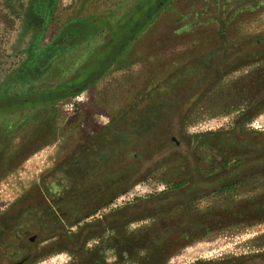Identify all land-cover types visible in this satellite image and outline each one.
Segmentation results:
<instances>
[{
	"label": "rangeland",
	"instance_id": "obj_1",
	"mask_svg": "<svg viewBox=\"0 0 264 264\" xmlns=\"http://www.w3.org/2000/svg\"><path fill=\"white\" fill-rule=\"evenodd\" d=\"M152 1L154 5L155 0H0V92L52 87L79 73L72 83L85 82L116 56V49H105L112 33H93L76 43L69 38L73 46L63 52L56 35L71 21L100 14L126 12L118 25L128 26ZM228 20L241 28L228 29L227 35H239L242 41L229 36L221 41L222 49L210 60L219 66L217 73L192 70L196 35L216 33L212 23ZM101 41L100 50H105L84 62ZM259 68H264V0H172L92 85L28 113L19 128L12 120L2 121L7 133L0 128V226L10 222L11 233L4 235L17 239H10V246L0 244V264L19 262L28 252L32 261L26 264H119L107 237L114 225L150 215L153 196L110 211L107 197L141 181L175 178L185 184H170L164 194L155 195V213L171 206L188 209V225L181 229L189 239L169 264L198 259L204 264H264V129L250 126L264 116V86L254 79ZM245 75L250 77H243L245 86L238 83L237 90L245 103L236 107L235 98H228L210 112L194 101L215 82L216 92L238 96L232 84ZM161 100L166 107L155 118V102ZM52 123L55 128L48 129L56 132L50 134L43 125ZM109 145L112 154L102 159L98 149ZM22 147L31 150L26 159H16L24 153ZM76 170L89 181L116 179L119 184L111 192L110 183L99 182L91 192L80 187L86 192L80 191L81 199L65 197L80 186L71 180ZM253 176L261 179L254 187L248 183ZM233 181L238 182L230 192L209 194ZM34 236L40 243L58 240L38 249L30 240Z\"/></svg>",
	"mask_w": 264,
	"mask_h": 264
},
{
	"label": "trees",
	"instance_id": "obj_2",
	"mask_svg": "<svg viewBox=\"0 0 264 264\" xmlns=\"http://www.w3.org/2000/svg\"><path fill=\"white\" fill-rule=\"evenodd\" d=\"M172 0H155L154 5H151L154 1L152 2H148L146 3V5L143 7V9H140V11L143 13L141 16L136 17V19H132V21L129 23V25H125L120 27L118 24H122L123 23V16L126 12L122 13L120 16H117L116 14L110 13V16H114V18L111 19L110 16L107 17V15L105 14H100V15H95L91 18H87L85 17L84 19H79V20H75V21H71L68 25H66V27L62 28V30L56 35L55 41H61V43H59V45L61 46V51H66L69 48H71L73 45V43H76L79 40H82L85 37L90 36L93 33H112V39L110 40V42L108 43V45L106 46L105 49H107L108 47H111V50L116 49V56L113 58H110L108 61H104V63L101 64L100 68L91 75L90 78H88L85 82H82L77 85H74L72 83V81L74 80V78H76L77 76H79V74L72 78L69 79L68 81H64L61 84L52 86V87H45L42 89H38V90H33L30 92H19V93H10L8 90H3L0 92V128H2L1 130L6 131V124L3 123L2 121H8V120H12L13 127L19 128L21 126V121L25 118V116L37 109H41V108H47V107H51L53 105H55L56 103L60 102L61 100L74 95L76 93L81 92L82 90H84L86 87L92 85L96 80H98L100 77H102L112 66L114 63H116L119 58H121L123 56V54L129 49V47L131 46L132 42H134L137 37L140 35V33L144 30V27L152 20L153 16L159 14L162 10L169 8V4ZM148 8V10L146 11V9ZM150 9V11H149ZM118 14V13H117ZM221 22V21H220ZM216 23V24H215ZM212 23V25L216 26L214 29L216 33L212 32H207L205 31V35L204 33H199L197 34V38L194 39V44L198 45L195 46L194 49L197 50V53L193 55V60L191 61V69L192 70H204L207 69V71H212L215 70V73L218 72V68L219 66L215 67L214 63L210 62L211 58L214 56L218 55V51L220 49H222V44L221 41L226 38V37H230L231 40H233V42L238 43L240 41H242L243 38H241L239 35H235V36H231V35H227V31L228 29L230 30H236L239 29L238 26L239 22L236 20H228V22L225 23V25H223V23H219V22H215ZM213 31V29H212ZM131 32V34L129 33ZM199 35V36H198ZM74 37V38H73ZM69 38L70 39H74L73 43L69 42ZM205 40H208V45L207 42ZM65 42V43H62ZM66 43H70V44H66ZM104 41L101 42H97L95 43V45H93L91 47V49L89 50V54L88 57L85 59L84 62H86L89 58L91 59V57H93L95 52H100L103 50H100V47L103 46ZM206 43V44H205ZM118 49H117V45ZM257 44V43H256ZM203 47H208V50H203ZM198 47V49H197ZM83 62V63H84ZM102 62V61H101ZM215 67V68H214ZM264 68H259V70H257V72L255 73V77L254 79H257L256 81H258L257 83H260L258 85H263L264 86V81L262 82V79L264 78L263 75L261 74V70H263ZM78 70H79V66H78ZM74 73V72H73ZM260 75V76H259ZM242 76L240 79H238V81H235L232 86L234 85V87H236V89L234 91L238 90V83L241 84L242 86H245V78L246 77ZM250 77V76H247ZM240 85V86H241ZM256 85H254L253 88H255ZM217 89V82L210 84L208 86L205 87V90L203 92H200L197 94L196 98H195V102L199 103L202 105L201 107L204 108V111H210V112H215L216 109L219 110L220 106L223 105L228 98H232L234 97V105H241L242 103H245V101H247V99L245 98L244 95L239 94L238 96L233 95L231 93H227L226 95H223L222 93H218L216 92ZM231 100V99H230ZM225 106V105H224ZM166 107V104L163 100L161 101H156L155 102V118H159L161 111ZM257 113V112H256ZM256 113H253L252 116L249 117H253L255 116ZM39 126V125H36ZM49 126L51 128H55V124H49V125H43V129H47V131H50V134L54 131L55 129L51 130L48 129ZM42 129V130H43ZM19 130V129H17ZM16 130V131H17ZM40 132V131H38ZM63 136V133L60 135L56 134V138H59L60 136ZM31 137V134L29 135ZM55 136V135H54ZM1 140V139H0ZM25 143V142H24ZM46 143V142H44ZM110 146V145H109ZM100 147V146H98ZM105 146L104 148L100 147L98 150H100L99 154L101 156L102 159H106L108 157V153L112 154V150L111 148L114 146H110L107 147ZM4 147L1 145V141H0V154L3 153ZM21 150H23V154L19 156L16 155V159L19 157H22V159H26L27 158V153L30 149V147H22ZM26 151V152H25ZM94 153L98 152L96 150L93 151ZM31 153V152H30ZM1 159V157H0ZM21 159V158H20ZM88 163L91 162V159L86 160ZM86 162V163H87ZM73 168H75V162H73ZM89 166V165H86ZM72 171V170H71ZM78 171H75V174L73 176H71V180L74 184H80L79 188H73V190H71L69 192L68 195H66L65 197H71L74 195L77 197V195H79V199L82 198V194H80V191L83 192V194H85V191H82V189L80 187H85L87 188L86 191L88 190L89 192H91L93 190V188H95V186H97L100 182V184H108L107 186L109 187V189L112 190L119 184V181L114 179L115 181L112 182L109 179H104L101 181H95V180H91L89 181V177L86 176L84 178H80L79 177ZM112 180V179H111ZM160 180V181H165L168 186H170V184H172V186L175 187H181L185 184V180H179V179H173V180H163V179H156L155 181ZM117 181V182H116ZM147 181H152L147 180ZM233 184H227L219 189H215L213 191H211L209 194H223V193H227L230 192L231 188H233ZM127 190H124L120 193H115L110 197H107V203L111 204L113 202V200L120 195L121 193L125 192ZM122 210V209H119ZM186 210L188 211V209L186 208ZM186 215L188 216V214L186 213ZM208 221L210 220L211 216L208 217ZM165 230V228H164ZM176 230V229H175ZM168 231L174 232V229L172 230L171 228L168 229ZM170 232V233H171ZM163 241H165L166 239H162ZM167 241V240H166ZM181 242L178 241V239H173L171 241H167L166 243H161L158 244L156 248H160V251H165L166 248H170L172 249V251H178L182 246H181ZM156 251H158L156 249ZM171 251V252H172ZM166 252V251H165ZM168 257L167 254H164V257H159V259H155V261H150V264H164V260ZM165 258V259H164ZM194 264H204V262H197Z\"/></svg>",
	"mask_w": 264,
	"mask_h": 264
},
{
	"label": "crops",
	"instance_id": "obj_3",
	"mask_svg": "<svg viewBox=\"0 0 264 264\" xmlns=\"http://www.w3.org/2000/svg\"><path fill=\"white\" fill-rule=\"evenodd\" d=\"M152 198L154 202L152 213L150 215L148 214V216H146L147 215L146 214L143 217L141 216V217L135 218V221L147 222L146 225L140 224L138 228L131 229L130 225L133 222H135L134 220L133 222L131 221L127 223L125 222V224H120L118 226L114 225L113 226L114 231L112 235L110 237L109 236L107 237L108 246H110L111 249H114L119 255L118 257L119 264H126V263L128 264H150V261H155V259H159V257H164V254L169 255V253L165 251L161 252L160 248H156L158 244H161L162 242L166 243L167 241H171L173 239H178L179 242H182L185 239H189L187 233L183 230L185 225H188L187 221H189L188 220L189 216L186 215L187 205H184L185 208L183 206L182 207H178V206L165 207L164 210L161 209L163 211L155 213V196H153ZM223 212L224 211H222L221 214H223ZM221 216H218V218ZM208 219L206 218L204 220H208ZM10 226H11L10 222H7L6 226L5 225L0 226L1 228L0 229L1 230L0 231V244L4 246L5 244H9V246L12 244V241L10 239H17V237H13V236L9 237V236L4 235L5 232L7 231L9 233L10 228L12 227ZM169 228H171L172 230L174 229V232L168 231ZM162 239H166L167 241L166 240L163 241ZM57 240H58L57 236L46 238V240L41 242L40 246L45 247L49 244H52L51 242L53 243L57 242ZM85 247L86 246H84L82 250H78V254L80 252L83 253L85 251ZM156 249L158 251H156ZM16 250H20V249L18 248ZM100 253L102 257V254L104 253V251L101 250ZM176 253L177 252H173L166 259L164 258L165 259L164 264H169L170 257L175 255ZM197 262H202V260L198 259L197 261H195V263Z\"/></svg>",
	"mask_w": 264,
	"mask_h": 264
},
{
	"label": "built area",
	"instance_id": "obj_4",
	"mask_svg": "<svg viewBox=\"0 0 264 264\" xmlns=\"http://www.w3.org/2000/svg\"><path fill=\"white\" fill-rule=\"evenodd\" d=\"M254 129H264V116L256 118L250 124ZM168 184L165 181H141L133 185L127 191L118 195L110 204L109 209H114L137 199L157 195L167 190ZM108 209V208H107Z\"/></svg>",
	"mask_w": 264,
	"mask_h": 264
},
{
	"label": "flooded vegetation",
	"instance_id": "obj_5",
	"mask_svg": "<svg viewBox=\"0 0 264 264\" xmlns=\"http://www.w3.org/2000/svg\"><path fill=\"white\" fill-rule=\"evenodd\" d=\"M263 176H262V178H264V174H262ZM254 177V176H253ZM256 177V176H255ZM250 178V179H248V183H249V181H250V185L251 186H256L258 183L257 182H260V177H256V178ZM239 181H241L240 179H239ZM237 182L238 181H233V182H231V183H227V184H233V185H235V184H237ZM242 182L243 183H245V180L243 179L242 180ZM227 184H224V185H222L221 187H223V186H225V185H227ZM263 186H264V184H263ZM221 187H219V188H221ZM218 188V189H219ZM169 189V186L167 187V190ZM166 190V191H167ZM214 190V189H213ZM212 190V191H213ZM165 191V192H166ZM165 192H163V193H160V194H164ZM158 195V194H157ZM153 196H155V195H153ZM123 206V205H122ZM118 208V207H117ZM120 209H122L123 207H119ZM115 209V208H114ZM110 210H112V209H109L108 211H110ZM31 242L32 243H34V244H36V247L38 248V249H41V248H46V247H44V246H40V242H38L37 241V236H34V237H31ZM89 244V243H88ZM28 250V249H27ZM35 257H37V256H35ZM29 261H32V253L31 252H28V253H26V255L19 261V262H21V264H26L27 262H29ZM8 264H11V263H8Z\"/></svg>",
	"mask_w": 264,
	"mask_h": 264
},
{
	"label": "water",
	"instance_id": "obj_6",
	"mask_svg": "<svg viewBox=\"0 0 264 264\" xmlns=\"http://www.w3.org/2000/svg\"><path fill=\"white\" fill-rule=\"evenodd\" d=\"M11 264H21V262H13V263H11Z\"/></svg>",
	"mask_w": 264,
	"mask_h": 264
}]
</instances>
